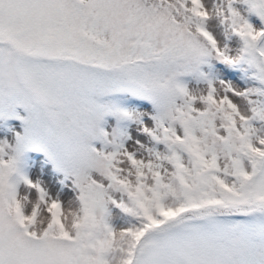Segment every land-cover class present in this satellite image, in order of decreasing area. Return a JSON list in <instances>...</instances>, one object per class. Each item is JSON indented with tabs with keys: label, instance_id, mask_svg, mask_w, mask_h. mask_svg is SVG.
Returning a JSON list of instances; mask_svg holds the SVG:
<instances>
[{
	"label": "snow or ice",
	"instance_id": "6c2138e0",
	"mask_svg": "<svg viewBox=\"0 0 264 264\" xmlns=\"http://www.w3.org/2000/svg\"><path fill=\"white\" fill-rule=\"evenodd\" d=\"M0 264H264V0H0Z\"/></svg>",
	"mask_w": 264,
	"mask_h": 264
}]
</instances>
